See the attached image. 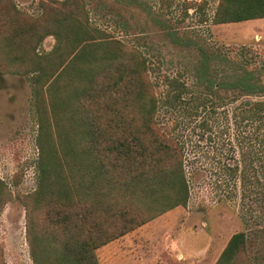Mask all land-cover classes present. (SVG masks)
<instances>
[{"label":"trees","instance_id":"trees-1","mask_svg":"<svg viewBox=\"0 0 264 264\" xmlns=\"http://www.w3.org/2000/svg\"><path fill=\"white\" fill-rule=\"evenodd\" d=\"M39 4L41 12L34 15L16 0H0V72L31 79L41 127L39 186L23 199L28 238L36 264H101L99 248L187 205L192 177L186 145L158 120L160 99L144 51L92 21L87 0ZM263 17L264 0H218L212 23ZM50 36L55 48L41 51ZM205 83L206 95L199 96L193 116L199 108L217 111L237 98L229 100L220 90L264 94L263 83L245 78ZM174 85L180 88L174 99H183L186 87ZM242 107L263 142L264 100H246ZM53 117L58 137L67 138L61 145L47 137ZM207 124L203 117L200 126ZM261 162L264 169V156ZM12 198L0 178V213ZM34 207L40 209L41 236L32 226ZM247 240L246 231L234 233L216 264H254Z\"/></svg>","mask_w":264,"mask_h":264},{"label":"rangeland","instance_id":"rangeland-1","mask_svg":"<svg viewBox=\"0 0 264 264\" xmlns=\"http://www.w3.org/2000/svg\"><path fill=\"white\" fill-rule=\"evenodd\" d=\"M39 1L16 0L20 9L34 15L41 12ZM87 1L92 21L148 57L160 99L158 120L173 127V135L185 143L188 170L192 173L193 166L197 168L190 173L192 187L186 206L175 207L125 235L195 236L203 252L200 264H216L230 237L246 231L249 255L254 264H264V127L259 134L262 142L255 135L256 125L243 118L246 110L242 107L246 100H264V94L243 96L236 88L220 90L229 100L237 98L217 111L199 108V115L190 113L199 96L206 95V80L219 84L245 78V83L264 84L260 30L249 20L212 23L218 0ZM55 45V37L50 36L40 50L48 52ZM176 82L186 87L181 100L174 99L180 89ZM203 117L208 119L206 127L200 126ZM54 119H50L47 137L61 145ZM40 134L35 85L27 76L0 72V178L13 193L0 213L4 264H36L23 199L39 186ZM42 140L48 145L44 135ZM236 167L238 171H233ZM38 208L32 212V226L41 236ZM104 251L105 247L98 254L101 264Z\"/></svg>","mask_w":264,"mask_h":264},{"label":"crops","instance_id":"crops-1","mask_svg":"<svg viewBox=\"0 0 264 264\" xmlns=\"http://www.w3.org/2000/svg\"><path fill=\"white\" fill-rule=\"evenodd\" d=\"M249 21H253L251 25L255 30H260V36L264 38V17ZM198 241L195 236L170 238L159 235H123L99 248L97 253L105 247L104 264H200L203 252ZM111 248L113 251L109 250Z\"/></svg>","mask_w":264,"mask_h":264}]
</instances>
